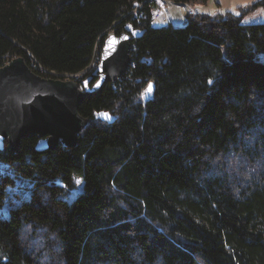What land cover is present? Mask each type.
Wrapping results in <instances>:
<instances>
[{
	"label": "trees",
	"instance_id": "16d2710c",
	"mask_svg": "<svg viewBox=\"0 0 264 264\" xmlns=\"http://www.w3.org/2000/svg\"><path fill=\"white\" fill-rule=\"evenodd\" d=\"M154 5L0 0V66L21 56L43 77H86L109 32H142L128 71L79 106L74 146L0 151V264H264V19L243 23L264 0L163 27Z\"/></svg>",
	"mask_w": 264,
	"mask_h": 264
},
{
	"label": "water",
	"instance_id": "95a60500",
	"mask_svg": "<svg viewBox=\"0 0 264 264\" xmlns=\"http://www.w3.org/2000/svg\"><path fill=\"white\" fill-rule=\"evenodd\" d=\"M186 18L185 14V22ZM141 33L136 28L105 37L96 68L80 82L40 76L21 56L1 65L0 151L6 145L10 153H16L21 140L32 136L37 137L34 149L40 152L74 146L88 122L79 114V106L128 71L131 40ZM96 116L108 122L114 119L108 112Z\"/></svg>",
	"mask_w": 264,
	"mask_h": 264
},
{
	"label": "rangeland",
	"instance_id": "374dc122",
	"mask_svg": "<svg viewBox=\"0 0 264 264\" xmlns=\"http://www.w3.org/2000/svg\"><path fill=\"white\" fill-rule=\"evenodd\" d=\"M174 3H178V4H184L185 6V9H188V7H190V10L193 9L195 11H198V12H202V13H221V14H224V13H227V12H230V13H234V14H237L238 13V8L242 5H245L247 3H251L255 0H207V2L205 4H198L197 6H192L191 8V5H188L186 3H183V2H179V1H176V0H170ZM158 3H162L163 0H157ZM164 10L162 15L154 20L153 21V24L157 27H163V26H167L168 24H171V25H175V24H179L181 23V18H178L177 17V14L176 12L178 11L177 8L175 7H170L168 8L169 11L166 10L167 8V5L164 3ZM138 7V5H137ZM184 11V10H183ZM211 11V12H210ZM168 15H170V18L172 19V22L169 20L168 18ZM179 16V15H178ZM264 19V9L263 8H259L257 9L256 11L248 14L244 19H243V23L244 24H253V23H258V22H261L262 20ZM261 58H264V55H261ZM5 64L9 61L5 60ZM93 62V61H92ZM90 64L89 67H93V65H95L94 63ZM55 76V75H53ZM59 78H62V79H67V78H64V77H59ZM151 85V90L150 91H146L149 89V86ZM152 91H153V80L150 79L146 85L143 87L142 91H141V100L142 101H145L147 100L148 98H150L152 96ZM0 171H3L2 169V164L0 163ZM79 179L75 178L74 179V189H73V192L76 193L80 190L81 188V181L79 184L76 183V181H78ZM10 191V194L9 196L11 197H15V198H19L22 196V193L25 191V184L23 181H21V179H17L15 181V186L11 187L8 189ZM9 200L8 204H14L15 202V199L14 197ZM0 213L3 214L0 210Z\"/></svg>",
	"mask_w": 264,
	"mask_h": 264
},
{
	"label": "built area",
	"instance_id": "2783aa9c",
	"mask_svg": "<svg viewBox=\"0 0 264 264\" xmlns=\"http://www.w3.org/2000/svg\"><path fill=\"white\" fill-rule=\"evenodd\" d=\"M153 2H154V6L152 7V9H151V12H150V17H151V20H154V19H156V18H158V17H160L161 15H162V13H163V11H165L164 9V3L167 5V8H166V10L167 11H169V9L168 8H170V7H175V8H177V12H178V14H179V12H180V10H181V8H183L184 9V16H183V22H185V14H186V16H187V11H189L190 10V7H188V9H185V6H184V4H178V3H174V2H172V1H170V0H163V2L162 3H158L157 2V0H153ZM139 7V6H138ZM182 16V15H181ZM168 18H169V20L172 22V19L170 18V15H168ZM183 24V23H182ZM127 30L130 32V31H132V30H134V27L133 26H130V25H127ZM109 34H112V32H109L108 33V35ZM133 49L131 48V51H132ZM98 62H99V58H98V60H97V62H96V64H95V67H92V70L93 69H95L96 68V66H97V64H98ZM90 69V67H88L86 70H85V72L87 71V70H89ZM84 74V73H83ZM83 74L82 75H79V76H73L71 79H73V80H76V81H78V82H80L82 79H83ZM68 79V78H67Z\"/></svg>",
	"mask_w": 264,
	"mask_h": 264
},
{
	"label": "bare ground",
	"instance_id": "6f19581e",
	"mask_svg": "<svg viewBox=\"0 0 264 264\" xmlns=\"http://www.w3.org/2000/svg\"><path fill=\"white\" fill-rule=\"evenodd\" d=\"M183 8H181V10H180V12H179V18H181L180 20H181V23H179V24H182L183 23V16H184V12H183ZM182 15V16H181ZM185 23V22H184ZM92 63H94V64H96V62H95V60L92 62ZM93 67H95V65H93ZM45 71V70H44ZM49 74H52V75H55V76H64V78H72L73 76H79V75H82L83 74V72H81V73H78V74H75V75H68V74H62V75H57V74H55L54 72H51V71H49L48 72ZM62 76V77H63Z\"/></svg>",
	"mask_w": 264,
	"mask_h": 264
},
{
	"label": "snow or ice",
	"instance_id": "6c2138e0",
	"mask_svg": "<svg viewBox=\"0 0 264 264\" xmlns=\"http://www.w3.org/2000/svg\"><path fill=\"white\" fill-rule=\"evenodd\" d=\"M150 90H151V85L149 86V89H148V90H146V91H150ZM104 115H105V118H108V117H107V114H104ZM76 183H77V184H79V183H80V181L78 180V181H76Z\"/></svg>",
	"mask_w": 264,
	"mask_h": 264
},
{
	"label": "crops",
	"instance_id": "0c3cea01",
	"mask_svg": "<svg viewBox=\"0 0 264 264\" xmlns=\"http://www.w3.org/2000/svg\"><path fill=\"white\" fill-rule=\"evenodd\" d=\"M176 14H177V17L179 18V16H178V15H179L178 12H176Z\"/></svg>",
	"mask_w": 264,
	"mask_h": 264
},
{
	"label": "flooded vegetation",
	"instance_id": "af4514ba",
	"mask_svg": "<svg viewBox=\"0 0 264 264\" xmlns=\"http://www.w3.org/2000/svg\"><path fill=\"white\" fill-rule=\"evenodd\" d=\"M63 76V75H62ZM62 76H59V77H62ZM64 77V76H63Z\"/></svg>",
	"mask_w": 264,
	"mask_h": 264
}]
</instances>
